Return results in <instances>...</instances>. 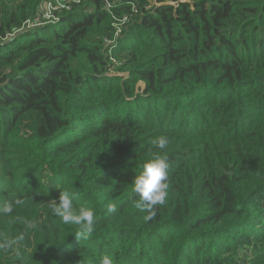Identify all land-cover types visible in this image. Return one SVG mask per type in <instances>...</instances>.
<instances>
[{"label": "trees", "instance_id": "1", "mask_svg": "<svg viewBox=\"0 0 264 264\" xmlns=\"http://www.w3.org/2000/svg\"><path fill=\"white\" fill-rule=\"evenodd\" d=\"M52 2L0 0V207L21 201L0 264H264V0H75L42 20ZM156 155L149 218L132 180ZM59 191L94 211L90 238L51 213Z\"/></svg>", "mask_w": 264, "mask_h": 264}, {"label": "clouds", "instance_id": "2", "mask_svg": "<svg viewBox=\"0 0 264 264\" xmlns=\"http://www.w3.org/2000/svg\"><path fill=\"white\" fill-rule=\"evenodd\" d=\"M152 143L160 150H164L169 143L165 136L155 138ZM170 165L167 157L156 155L142 166V171L132 180L133 191L138 196L136 207L149 213V218L155 215V207L163 205L168 196V169ZM74 196L69 191H59L58 202L49 201L51 213L61 219L65 224L78 226L75 237L79 239H88L95 230V213L86 206H80L78 209L73 205ZM21 201L16 200L12 203H5L0 207V213L9 214L13 211V204L19 205ZM109 212L115 211L114 205L108 206ZM100 264H113L112 258L104 256Z\"/></svg>", "mask_w": 264, "mask_h": 264}, {"label": "built area", "instance_id": "3", "mask_svg": "<svg viewBox=\"0 0 264 264\" xmlns=\"http://www.w3.org/2000/svg\"><path fill=\"white\" fill-rule=\"evenodd\" d=\"M72 1H75V0H53L52 3H46L44 5V8H45V12L43 13V17L46 19V20H49L51 18V13L52 11L56 10V9H69L70 8V3ZM126 23V20H124L122 22V24ZM119 32V31H118ZM111 44V43H110Z\"/></svg>", "mask_w": 264, "mask_h": 264}, {"label": "rangeland", "instance_id": "4", "mask_svg": "<svg viewBox=\"0 0 264 264\" xmlns=\"http://www.w3.org/2000/svg\"><path fill=\"white\" fill-rule=\"evenodd\" d=\"M44 12H45V8H44V6H43L42 9H41V12H40V14H41V19H42V20H46V19L43 17V13H44ZM109 75H110V76H113L114 73H113V72H110ZM139 86H140V87H143V85H141V84H139Z\"/></svg>", "mask_w": 264, "mask_h": 264}]
</instances>
